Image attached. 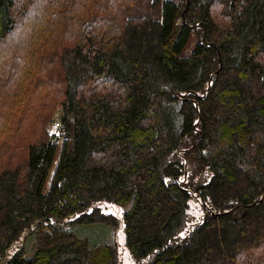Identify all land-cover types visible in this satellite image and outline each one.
Returning a JSON list of instances; mask_svg holds the SVG:
<instances>
[{
	"label": "trees",
	"instance_id": "1",
	"mask_svg": "<svg viewBox=\"0 0 264 264\" xmlns=\"http://www.w3.org/2000/svg\"><path fill=\"white\" fill-rule=\"evenodd\" d=\"M94 223L133 264H264V0H0V264H124L25 252Z\"/></svg>",
	"mask_w": 264,
	"mask_h": 264
},
{
	"label": "rangeland",
	"instance_id": "2",
	"mask_svg": "<svg viewBox=\"0 0 264 264\" xmlns=\"http://www.w3.org/2000/svg\"><path fill=\"white\" fill-rule=\"evenodd\" d=\"M191 47L192 46L189 45L187 47V50H190ZM193 207H195V205ZM73 235L79 237H87L91 246H94L97 243L101 242L114 244L116 241H118L121 244L123 263H134V259L131 257L125 243L124 231H122L121 229L116 230V228L113 226L96 223L86 225H63L62 228L56 230L40 227L33 236L25 241V252L27 255H31L37 247L55 243L70 242L73 239Z\"/></svg>",
	"mask_w": 264,
	"mask_h": 264
}]
</instances>
